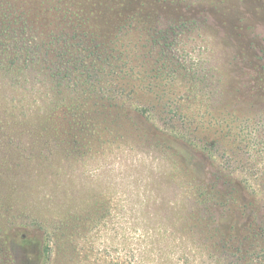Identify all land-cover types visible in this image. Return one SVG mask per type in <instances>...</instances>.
<instances>
[{
    "label": "rangeland",
    "instance_id": "rangeland-1",
    "mask_svg": "<svg viewBox=\"0 0 264 264\" xmlns=\"http://www.w3.org/2000/svg\"><path fill=\"white\" fill-rule=\"evenodd\" d=\"M0 264H264V0H0Z\"/></svg>",
    "mask_w": 264,
    "mask_h": 264
},
{
    "label": "trees",
    "instance_id": "trees-1",
    "mask_svg": "<svg viewBox=\"0 0 264 264\" xmlns=\"http://www.w3.org/2000/svg\"><path fill=\"white\" fill-rule=\"evenodd\" d=\"M114 11V10H113ZM117 12H114V14H116ZM112 17L113 16V13L110 15ZM55 104H50L49 107H48V110H42L44 111L45 113L41 112L39 114V116L36 118L34 116H32L31 118L32 119H36V123H39L40 121L42 122V120L45 121V125L46 127H48L49 129L53 128L54 127V122L59 118L61 117L62 115V111H64V109L62 108V106H54ZM137 111V114L144 118V117H147L148 118V115H149V111L148 109L146 108H138L136 109ZM63 115H64V112H63Z\"/></svg>",
    "mask_w": 264,
    "mask_h": 264
}]
</instances>
